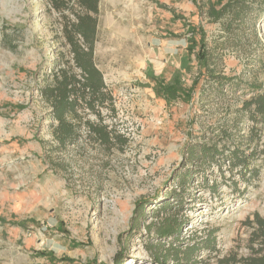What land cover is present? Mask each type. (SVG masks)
Wrapping results in <instances>:
<instances>
[{"label":"rangeland","instance_id":"1","mask_svg":"<svg viewBox=\"0 0 264 264\" xmlns=\"http://www.w3.org/2000/svg\"><path fill=\"white\" fill-rule=\"evenodd\" d=\"M254 7L257 19L230 37L192 0H100L94 60L116 114L104 105L102 118L82 115L121 137L104 143L83 125L75 144L55 150L39 87L57 60L71 57L66 24L75 14L51 0H0V264H176V251L166 258L164 249L177 236L162 239L155 215L172 194V221H186L177 253L212 229L217 251L201 249L199 264L251 253L246 221L264 217V122L259 173L250 179L204 166L188 149L255 94L246 84L264 81V0ZM196 24L220 56L218 70L245 85L222 94L200 74L188 52ZM175 78L194 87L190 98L168 101L159 93L160 81ZM203 87L209 90L201 95ZM184 175L191 178L185 184Z\"/></svg>","mask_w":264,"mask_h":264},{"label":"trees","instance_id":"2","mask_svg":"<svg viewBox=\"0 0 264 264\" xmlns=\"http://www.w3.org/2000/svg\"><path fill=\"white\" fill-rule=\"evenodd\" d=\"M100 0H51L56 10H73L74 19H69L66 24L67 41L70 47L71 57L66 55L57 60L48 74L46 82L39 87L40 96L48 102L50 111L47 118L51 120L53 140L57 145L53 149H65L69 144H75L81 137L83 125H87L90 133L99 141L111 143L113 138L121 136L102 120L95 124L90 120H83V112H95L102 118L101 107L107 105L112 113L116 114L115 98L104 81L102 71L94 60V48L97 38V16L99 14ZM201 14H204L211 22H220L222 30L230 37L235 36L238 27L246 24L255 12V0H192ZM76 6V7H75ZM254 18V17H253ZM255 20L257 18H254ZM255 25V22H254ZM190 44L188 52L195 54L200 64V74L216 85L217 92L239 89L245 85L236 77L225 76L218 70V57L207 42L206 30L202 24L190 25ZM256 83V82H255ZM250 91H256L250 98L243 100L242 106L235 111L233 117L218 119L215 127L212 126L211 134L201 144L191 146L189 155L195 161H200L204 166L210 167L217 164L222 171L230 173L238 172L242 177L250 179L255 173H259L256 163L263 154L259 150L262 139V129L259 125L264 122V81L260 86L246 84ZM159 93L168 101L178 98H190L194 87L185 88L178 79L165 84L160 81L157 88ZM201 90V95L206 91ZM251 121L248 132L243 133L244 124ZM217 132V133H216ZM115 135V136H114ZM226 168L225 170H223ZM184 179H187L184 180ZM191 178L183 176V184ZM217 191V185L212 187ZM171 195V194H170ZM169 196V195H168ZM166 200L157 207L155 213L161 223L159 231L161 238L177 236L186 221L178 216L173 218V202L178 198L172 194V201ZM246 224L253 228L249 239L251 253L239 257L236 252L219 258L217 264H264V217L256 213L254 218H249ZM217 230L212 229L206 239L200 243L181 248L177 253V237L164 251H176L172 256L177 258L176 264H199L203 260L198 259L201 249L217 251ZM259 243V247H255ZM164 246V244H163ZM182 255V256H180ZM164 257L157 256V261ZM169 255L167 253L168 258ZM168 260V259H166ZM120 264V263H117ZM210 264V263H208Z\"/></svg>","mask_w":264,"mask_h":264}]
</instances>
